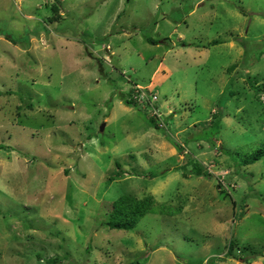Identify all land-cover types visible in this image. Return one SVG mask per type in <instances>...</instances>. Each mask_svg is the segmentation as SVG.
Here are the masks:
<instances>
[{"label": "rangeland", "instance_id": "rangeland-1", "mask_svg": "<svg viewBox=\"0 0 264 264\" xmlns=\"http://www.w3.org/2000/svg\"><path fill=\"white\" fill-rule=\"evenodd\" d=\"M261 146L264 0H0V264H264Z\"/></svg>", "mask_w": 264, "mask_h": 264}, {"label": "trees", "instance_id": "trees-1", "mask_svg": "<svg viewBox=\"0 0 264 264\" xmlns=\"http://www.w3.org/2000/svg\"><path fill=\"white\" fill-rule=\"evenodd\" d=\"M9 38V35H7ZM149 41L155 43V40L149 38ZM124 101L128 105L134 104L133 102L129 101L126 96L124 97ZM264 157V147H258L252 153L246 155L242 159V163L244 165L253 164ZM191 163V160H189ZM194 171L197 175H202L206 172L199 167L197 164L193 166ZM208 174V173H207ZM220 185V184H219ZM218 185V186H219ZM155 201L152 196H148L145 198H138L132 195H121L119 196L114 202L112 211L110 212L109 218L107 220V225L113 229H125L130 230L133 229L139 220L145 216V214L151 210L154 206ZM234 246V241H230L228 254H233L232 249ZM244 249L251 250V246H245ZM252 252L255 253L254 250Z\"/></svg>", "mask_w": 264, "mask_h": 264}, {"label": "built area", "instance_id": "built-area-1", "mask_svg": "<svg viewBox=\"0 0 264 264\" xmlns=\"http://www.w3.org/2000/svg\"><path fill=\"white\" fill-rule=\"evenodd\" d=\"M126 98L134 104L147 106L148 113L156 121L157 126L159 128H166L165 115L158 104L159 95L156 91H152L149 85L134 83L131 93Z\"/></svg>", "mask_w": 264, "mask_h": 264}, {"label": "crops", "instance_id": "crops-1", "mask_svg": "<svg viewBox=\"0 0 264 264\" xmlns=\"http://www.w3.org/2000/svg\"><path fill=\"white\" fill-rule=\"evenodd\" d=\"M147 39H148V37H147ZM148 40H149V39H148ZM159 43H160V44H166V41H165V40H163V41H159ZM232 45L234 46L233 43H232ZM195 60H196L195 57L190 58V61H191V62H194ZM166 67H167V66H166ZM166 67H165V68H166ZM162 68H163V65H162V67H160L158 70H162ZM165 68H164V69H165ZM168 70H170V69L168 68Z\"/></svg>", "mask_w": 264, "mask_h": 264}, {"label": "water", "instance_id": "water-1", "mask_svg": "<svg viewBox=\"0 0 264 264\" xmlns=\"http://www.w3.org/2000/svg\"><path fill=\"white\" fill-rule=\"evenodd\" d=\"M105 125H106V122H103L102 124H101V127H100V129L103 131L104 130V128H105Z\"/></svg>", "mask_w": 264, "mask_h": 264}]
</instances>
